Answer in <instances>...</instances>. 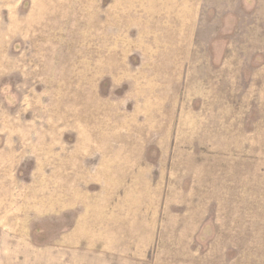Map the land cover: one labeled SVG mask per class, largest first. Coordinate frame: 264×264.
Wrapping results in <instances>:
<instances>
[{
    "label": "rangeland",
    "instance_id": "rangeland-1",
    "mask_svg": "<svg viewBox=\"0 0 264 264\" xmlns=\"http://www.w3.org/2000/svg\"><path fill=\"white\" fill-rule=\"evenodd\" d=\"M0 264H264V0H0Z\"/></svg>",
    "mask_w": 264,
    "mask_h": 264
}]
</instances>
